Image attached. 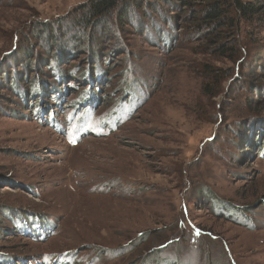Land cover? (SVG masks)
I'll return each mask as SVG.
<instances>
[{"label": "rangeland", "instance_id": "rangeland-1", "mask_svg": "<svg viewBox=\"0 0 264 264\" xmlns=\"http://www.w3.org/2000/svg\"><path fill=\"white\" fill-rule=\"evenodd\" d=\"M88 3L0 0V264H264V27L235 64L161 0Z\"/></svg>", "mask_w": 264, "mask_h": 264}, {"label": "trees", "instance_id": "trees-1", "mask_svg": "<svg viewBox=\"0 0 264 264\" xmlns=\"http://www.w3.org/2000/svg\"><path fill=\"white\" fill-rule=\"evenodd\" d=\"M144 0H89L88 5L84 9V12L78 16L80 17L79 24L83 26V30L91 26L97 25V22L104 20L114 14V11L121 6L124 9L120 11V18L124 19L129 15L128 11L131 5L135 7L139 4L136 2H143ZM160 2V0H158ZM164 2L170 10L177 11L176 18L181 21L182 25H189L195 30L196 37L194 40L198 41V49L200 53L212 57L216 61L228 60L233 63H237L239 60L240 54L244 53L243 49H247L248 45L251 44L244 42V34L246 30H249L248 34L251 38L253 34L254 27H264V0H161ZM123 3V4H122ZM133 3V4H132ZM164 20V19H163ZM162 20V21H163ZM126 22V21H125ZM129 23V22H126ZM80 26H78L80 28ZM245 46H240L241 44ZM248 53L250 52L249 48L247 49ZM204 69L206 70L207 75H214L216 78L223 77L226 75L229 76V71L227 69H218L214 68L212 64H204ZM71 77H74V82L77 83V78L73 74H69ZM231 75V74H230ZM86 80V79H85ZM53 81H49L47 87L52 88ZM209 84H207L204 90L209 91ZM129 89H127L128 91ZM48 91V90H47ZM133 91V90H132ZM131 91V95L133 92ZM37 93V92H36ZM87 94L83 98H78L75 100V106L77 108V113H81L83 117L92 118L90 114L94 111V108L97 104L96 99L92 94ZM213 93V92H212ZM31 97L39 95L31 92ZM44 96V95H43ZM42 96V97H43ZM77 101V102H76ZM123 103L122 99H118L117 104L114 106V109L109 113L107 118L117 116L118 111ZM54 105V107H53ZM52 105L53 109L56 110L62 105L60 97L56 98V101ZM74 106V107H75ZM49 107V106H48ZM42 108L41 114L43 112ZM50 111V110H49ZM54 115V112L52 111ZM254 118H262L260 114L253 115ZM107 119V120H108ZM106 120V119H104ZM118 121L116 122V124ZM259 153H264V143L261 145ZM21 217V216H20ZM25 217V216H24ZM31 215H26V218L23 219L29 221Z\"/></svg>", "mask_w": 264, "mask_h": 264}, {"label": "water", "instance_id": "water-1", "mask_svg": "<svg viewBox=\"0 0 264 264\" xmlns=\"http://www.w3.org/2000/svg\"><path fill=\"white\" fill-rule=\"evenodd\" d=\"M136 93V95H134ZM133 97H132V100H134V103H133V107L131 108V110L130 111H132V110H136L137 109V107L141 104V102H142V99H141V101H139L138 100V94H137V91L135 92L134 90H133ZM133 112V111H132ZM131 116V114L130 113H128L127 111L125 112V114H124V117H130ZM122 118L123 117H118V118H116V121H118V122H120V121H122Z\"/></svg>", "mask_w": 264, "mask_h": 264}]
</instances>
